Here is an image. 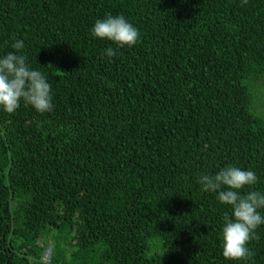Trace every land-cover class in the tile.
<instances>
[{"label": "trees", "instance_id": "1", "mask_svg": "<svg viewBox=\"0 0 264 264\" xmlns=\"http://www.w3.org/2000/svg\"><path fill=\"white\" fill-rule=\"evenodd\" d=\"M107 14L139 42L94 37ZM9 52L54 108H0V264H264V225L223 257L231 208L196 182L231 164L264 193V0H0Z\"/></svg>", "mask_w": 264, "mask_h": 264}, {"label": "clouds", "instance_id": "2", "mask_svg": "<svg viewBox=\"0 0 264 264\" xmlns=\"http://www.w3.org/2000/svg\"><path fill=\"white\" fill-rule=\"evenodd\" d=\"M247 4L248 0H241ZM91 33L94 37L107 39L119 48L131 47L140 40V32L122 14H107L96 19ZM24 41L16 39L11 47L17 52L24 48ZM9 52L0 58V108L14 113L21 101L32 106L37 112H51V84L39 70L30 68L25 55ZM104 55L115 57L117 51L111 47L104 50ZM258 177L254 171L244 170L234 165H227L215 174H200L197 183L204 192L216 194L221 204L231 208V214L225 213L221 230V248L225 259L233 261L251 260L255 253L248 247L249 241L258 239L256 230L264 225V193L250 190L243 193L245 186L255 185Z\"/></svg>", "mask_w": 264, "mask_h": 264}, {"label": "rangeland", "instance_id": "3", "mask_svg": "<svg viewBox=\"0 0 264 264\" xmlns=\"http://www.w3.org/2000/svg\"><path fill=\"white\" fill-rule=\"evenodd\" d=\"M254 91L257 93V96L261 97V96H262L261 91H264V87H262V86L259 85V84H255V85H254ZM261 109H264V108L262 107ZM263 113H264V111H263ZM48 255H49V250H46V251L44 252L43 258H44L45 260H48V259H47V258H48Z\"/></svg>", "mask_w": 264, "mask_h": 264}]
</instances>
